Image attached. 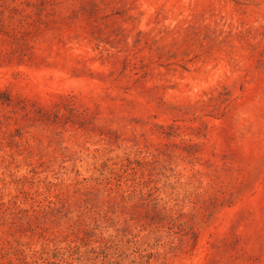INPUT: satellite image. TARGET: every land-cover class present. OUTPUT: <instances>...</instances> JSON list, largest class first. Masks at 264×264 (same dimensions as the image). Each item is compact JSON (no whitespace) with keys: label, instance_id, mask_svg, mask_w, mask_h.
Here are the masks:
<instances>
[{"label":"rangeland","instance_id":"rangeland-1","mask_svg":"<svg viewBox=\"0 0 264 264\" xmlns=\"http://www.w3.org/2000/svg\"><path fill=\"white\" fill-rule=\"evenodd\" d=\"M0 264H264V0H0Z\"/></svg>","mask_w":264,"mask_h":264}]
</instances>
